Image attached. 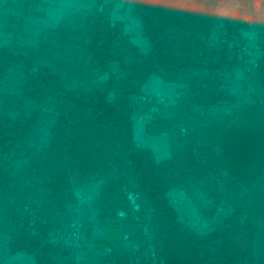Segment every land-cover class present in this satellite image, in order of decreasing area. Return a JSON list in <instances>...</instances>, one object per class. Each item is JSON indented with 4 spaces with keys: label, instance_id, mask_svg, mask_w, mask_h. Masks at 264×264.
I'll use <instances>...</instances> for the list:
<instances>
[{
    "label": "trees",
    "instance_id": "16d2710c",
    "mask_svg": "<svg viewBox=\"0 0 264 264\" xmlns=\"http://www.w3.org/2000/svg\"><path fill=\"white\" fill-rule=\"evenodd\" d=\"M225 1L135 0L143 33L152 43V50L142 55L123 35L118 51L116 47L118 56L112 57L110 47L115 35L111 25H106L102 36L100 30L92 33L88 51L95 57L97 50L102 49L103 54L106 52L103 56L116 60L121 71L110 77L102 89L88 93L66 89L56 74L40 67L36 73L40 93L53 96L56 110L67 109L56 111L54 126L43 146L34 145L30 139L38 110L14 118L8 112L0 113L1 230L6 233L13 225L23 228L19 239L12 232L13 248L24 246L35 255L39 252L36 264H49L44 255L54 245L39 239L51 228V216L64 214L66 206L74 202V180L80 184L97 181V220L125 222L134 214L151 210L153 242L150 241L152 256L156 255L158 264H264L253 262L250 248L255 227L264 219V58L253 73L261 91L254 103L219 120L204 112L216 105L220 78L217 72L227 62L208 58L205 50L199 55V47L204 46L201 33L204 28L208 33L206 19L217 3ZM236 2L239 7L234 11V19L225 23L226 28L244 16V26L256 19L251 7L260 0ZM11 56L0 50V79L9 68L29 73L26 55ZM163 73H167L164 78L169 81H187V96L190 100H202L204 114L198 118L189 111H177L193 128L185 129L180 137L184 149L181 146L172 159L159 163L135 144L129 111L122 109L127 108L124 99L136 93L147 76ZM110 90L120 93L116 104L107 98ZM197 118L201 121L198 127L194 125ZM196 151L203 159H195ZM223 173L245 189L247 209L239 223L227 222L232 225L229 239L220 242L213 237L214 232L200 237L182 228L165 191L183 181L188 189L196 183L216 195L220 182L216 179H221ZM127 190L145 196L149 204L144 205L143 198L140 204L144 206L135 212L129 205ZM120 210L123 217L118 214ZM140 235L137 233L130 240L143 237ZM100 243L110 249L103 264H131L132 258L135 264H150L145 255L126 248L120 239ZM63 255L67 256L65 252Z\"/></svg>",
    "mask_w": 264,
    "mask_h": 264
},
{
    "label": "rangeland",
    "instance_id": "374dc122",
    "mask_svg": "<svg viewBox=\"0 0 264 264\" xmlns=\"http://www.w3.org/2000/svg\"><path fill=\"white\" fill-rule=\"evenodd\" d=\"M217 4L206 19L208 33L205 28L201 33L204 46L198 49L199 55L205 50L208 58H222L227 62L217 72L220 78L217 88L219 96L216 101L214 99L216 105L204 111L202 100H190L187 96V81L180 78L169 81L164 78L167 73L150 74L145 82L151 76L158 77L164 84L168 83L169 88L151 85L141 90L143 82L136 93L123 101L127 108L122 111H129L133 141L147 150L156 162H164L177 155L180 147L184 146L181 135L186 133L185 129L193 128L177 111H189L198 118L203 116L204 111L208 117L219 120L254 103V98L261 94L253 73L264 58V0L251 7L253 11L255 9V20L244 26V16L231 28H226L225 23L234 19V11L239 4L236 0ZM140 17L135 0H0V50H6L13 56L14 53L24 54L29 60L26 62L29 73L9 68L4 78L0 79V113L8 112L14 118L38 110L30 139L34 145L43 146L54 126L56 111L67 109L60 107L56 110L53 96L40 93L36 78L38 69L43 67L49 74H56L66 89L78 93L102 89L110 77H116L121 71L116 60L103 56L106 52L103 54L102 49L98 48L95 57L88 51L87 44L92 33L100 30L102 33L99 36H102L106 33V25L110 24L111 33L115 35L110 47L112 57L118 56L116 47L118 51L119 38L123 35L128 37L139 53L145 55L151 52L152 43L143 33ZM34 92L38 97L36 94L30 95ZM107 96L111 103L116 104L120 93L110 90ZM198 118L194 120L196 127L201 123ZM118 150L121 149L115 151ZM195 159H203V156L196 151ZM219 177L221 179H216L220 181L216 195L212 190L197 187L196 183L188 189L183 181L167 188L165 194L182 228L200 237L214 232L213 237L222 242L229 239L228 232L232 228L227 222L236 224L242 221L247 205L245 189L227 178L225 173ZM99 188L97 181L85 184L73 181L74 202L66 206L64 214L51 216V228L39 239L54 245L44 255L48 263L103 264L110 249L100 241L120 239L126 248H134L145 255L150 264H158L156 255L152 256L151 210L134 214L130 221L125 222L97 220ZM126 194L135 212L140 210V206L149 204L145 196L134 194L132 190H127ZM143 198L146 204L141 205ZM118 214L124 216L121 210ZM1 226L0 264H36L38 260L35 256H41L39 252L35 255L24 246H11L12 232L19 239L23 228L13 225L14 228H9L5 233ZM137 233L143 237L130 240ZM252 239L250 248L253 249V262L264 263V219L258 221ZM130 263L135 264V260L132 258Z\"/></svg>",
    "mask_w": 264,
    "mask_h": 264
},
{
    "label": "crops",
    "instance_id": "0c3cea01",
    "mask_svg": "<svg viewBox=\"0 0 264 264\" xmlns=\"http://www.w3.org/2000/svg\"><path fill=\"white\" fill-rule=\"evenodd\" d=\"M151 85H163L164 88H169L168 83H163L161 80L158 79V77H150L144 84L143 87L141 88V90H144L146 88H148L149 86L151 87Z\"/></svg>",
    "mask_w": 264,
    "mask_h": 264
}]
</instances>
